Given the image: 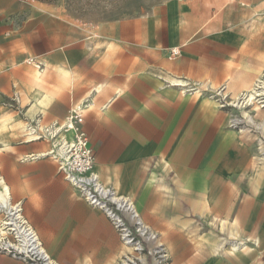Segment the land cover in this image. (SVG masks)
I'll return each mask as SVG.
<instances>
[{
	"label": "crops",
	"instance_id": "0c3cea01",
	"mask_svg": "<svg viewBox=\"0 0 264 264\" xmlns=\"http://www.w3.org/2000/svg\"><path fill=\"white\" fill-rule=\"evenodd\" d=\"M150 20L117 21L77 44H52L35 55L43 66L37 72L29 64L16 75L3 46L0 170L11 198L23 202L59 264H117L127 253L106 214L44 156L51 144L23 131L38 115L45 124L64 122L91 97L82 128L95 171L160 233L172 264H264V124L239 132L214 101L168 84L180 77L223 83L244 49L185 48L173 56L165 25ZM14 92L24 115L4 106ZM0 264L28 263L0 253Z\"/></svg>",
	"mask_w": 264,
	"mask_h": 264
},
{
	"label": "rangeland",
	"instance_id": "374dc122",
	"mask_svg": "<svg viewBox=\"0 0 264 264\" xmlns=\"http://www.w3.org/2000/svg\"><path fill=\"white\" fill-rule=\"evenodd\" d=\"M139 17L165 25L170 53H182L185 48H218L220 52L243 48L244 54L234 57L223 83L210 85L180 77L168 84L184 94L214 101L226 112L228 126L239 132L264 123L260 117L264 114V94L252 103L243 95L246 84L252 87L259 79L264 80V0H0V50L3 46L9 50L10 66L20 75L25 67H31L27 61L30 57L52 44H77L88 35L103 34L110 23ZM180 80L186 85H174ZM34 88L32 83L30 89ZM243 101L241 106L239 102ZM78 103L74 106L89 104L84 112L87 115L91 97Z\"/></svg>",
	"mask_w": 264,
	"mask_h": 264
},
{
	"label": "built area",
	"instance_id": "2783aa9c",
	"mask_svg": "<svg viewBox=\"0 0 264 264\" xmlns=\"http://www.w3.org/2000/svg\"><path fill=\"white\" fill-rule=\"evenodd\" d=\"M178 53V50L172 51L173 56ZM27 61L41 68L36 58L30 57ZM4 106L24 115L18 92L4 100ZM88 106L85 103L74 106L64 122L45 124L41 115L28 119L27 140L49 142L51 149L44 156L53 158L78 194L110 219L128 249L117 264H172L160 233L144 221L129 197L102 183L95 171L96 154L82 128ZM6 187L0 170V253L28 264H59L24 215L23 202L13 201Z\"/></svg>",
	"mask_w": 264,
	"mask_h": 264
},
{
	"label": "bare ground",
	"instance_id": "6f19581e",
	"mask_svg": "<svg viewBox=\"0 0 264 264\" xmlns=\"http://www.w3.org/2000/svg\"><path fill=\"white\" fill-rule=\"evenodd\" d=\"M180 83H182L181 82V80L180 81H177L174 85H179ZM183 83H184V81H183ZM182 83V84H183ZM184 85V84H183ZM186 85V84H185ZM184 85V86H185ZM246 87H247V90H246V92L245 93H243V95H244V99H245V101L247 100L248 102L250 101L251 103L253 102V101H258V96H261L262 94H264V80H262V79H259L258 80V82L257 83H255L252 87H250V85L249 84H246L245 85ZM99 91V90H98ZM95 95V94H94ZM45 97V96H44ZM241 98V97H240ZM46 99V98H45ZM44 99V101H46ZM41 101H42V99H41ZM43 102V101H42ZM247 102V103H248ZM239 104L241 105V106H243L244 105V101L241 103V102H239ZM85 112V111H84ZM261 124V123H260ZM264 124V123H263ZM260 126V125H259ZM262 126V125H261ZM7 188V190H9L8 189V187H6ZM138 210V209H137ZM219 247V246H218ZM235 249H239V247L237 246V245H235Z\"/></svg>",
	"mask_w": 264,
	"mask_h": 264
}]
</instances>
